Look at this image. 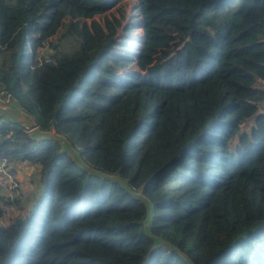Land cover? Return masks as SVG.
<instances>
[{"label": "trees", "instance_id": "obj_1", "mask_svg": "<svg viewBox=\"0 0 264 264\" xmlns=\"http://www.w3.org/2000/svg\"><path fill=\"white\" fill-rule=\"evenodd\" d=\"M122 1L0 0V86L142 192L163 243L143 201L2 120L43 192L8 220L0 196V264H264V0H134L125 24Z\"/></svg>", "mask_w": 264, "mask_h": 264}, {"label": "water", "instance_id": "obj_2", "mask_svg": "<svg viewBox=\"0 0 264 264\" xmlns=\"http://www.w3.org/2000/svg\"><path fill=\"white\" fill-rule=\"evenodd\" d=\"M0 119H4L5 121H10L14 124L21 125L24 129L27 130L29 137L33 140H52L58 142L60 144V151L62 153L68 154L72 161L79 168L86 171L90 175H95L102 179H107L119 183L121 187L128 193L143 201L147 207L146 218L144 221V231L147 235L151 236L158 243V245L163 243L162 240L157 237H153L149 232L152 222L153 206L150 201L142 194V192H135L134 190H132L129 187L128 183L118 175L104 173L102 171L91 168L82 160L80 154L71 145L65 135L56 132L54 128H51L50 130H41L33 117L29 113L21 109L15 100H11L7 104L0 103Z\"/></svg>", "mask_w": 264, "mask_h": 264}, {"label": "rangeland", "instance_id": "obj_3", "mask_svg": "<svg viewBox=\"0 0 264 264\" xmlns=\"http://www.w3.org/2000/svg\"><path fill=\"white\" fill-rule=\"evenodd\" d=\"M134 7V0H125L119 3L118 7L110 10L112 15H115L116 17H121V14H123V17L120 18L122 20V23L125 24L128 21H130V16L138 14V11H133ZM101 16H96L98 20L101 21L102 17ZM133 22H138V19H134ZM118 35V41L122 42L124 41L122 39L123 35H128L134 39H141L142 36V31L140 29L126 34L122 31V28H118L117 31ZM134 47H138L139 45H133ZM17 161L11 162L12 163V169L14 171V176L17 180L20 182L21 186V192L23 197L25 196V193L30 195V202L32 204L36 203V201L39 199V197L42 195L43 192V182L40 176V169L39 165L37 164H29L28 165L31 167L29 168H24V169H19L17 166L14 165L16 164ZM28 167V166H27ZM14 203H9L4 206L5 208V214H4V219H10L14 218L18 215H21L22 213L25 212L26 207H24V201L23 199H12Z\"/></svg>", "mask_w": 264, "mask_h": 264}, {"label": "built area", "instance_id": "obj_4", "mask_svg": "<svg viewBox=\"0 0 264 264\" xmlns=\"http://www.w3.org/2000/svg\"><path fill=\"white\" fill-rule=\"evenodd\" d=\"M46 49L47 47L39 50L40 55H44ZM11 100H14L11 93L0 86V103L7 104ZM2 120L4 119H0V123ZM13 174L14 171L12 169L11 161L6 157H0V196L7 202L12 201L13 198H20L23 199V201H26L27 194L25 193V196L23 197L20 182Z\"/></svg>", "mask_w": 264, "mask_h": 264}, {"label": "crops", "instance_id": "obj_5", "mask_svg": "<svg viewBox=\"0 0 264 264\" xmlns=\"http://www.w3.org/2000/svg\"><path fill=\"white\" fill-rule=\"evenodd\" d=\"M30 164V163H29ZM15 166H17L19 169H24V168H29L31 169V167L28 165V162H21V161H17L16 164L14 163ZM28 166V167H27ZM23 214V213H22ZM21 214V215H22ZM18 215V216H21ZM8 220V219H7Z\"/></svg>", "mask_w": 264, "mask_h": 264}]
</instances>
